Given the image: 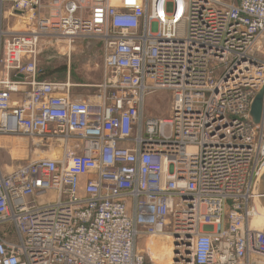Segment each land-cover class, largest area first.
<instances>
[{"label":"built area","instance_id":"obj_1","mask_svg":"<svg viewBox=\"0 0 264 264\" xmlns=\"http://www.w3.org/2000/svg\"><path fill=\"white\" fill-rule=\"evenodd\" d=\"M43 39L101 44L93 95L40 79ZM263 88L264 0H0V136L62 150L0 163V264H258Z\"/></svg>","mask_w":264,"mask_h":264},{"label":"rangeland","instance_id":"obj_2","mask_svg":"<svg viewBox=\"0 0 264 264\" xmlns=\"http://www.w3.org/2000/svg\"><path fill=\"white\" fill-rule=\"evenodd\" d=\"M118 0H115L117 2ZM22 26L16 24L15 30ZM46 39L41 41L39 54V67L43 70L46 80L66 82L72 84L71 91L74 96L87 97L93 95L97 88L96 84L103 80V52L98 41L77 40L72 49L66 44L59 46L48 45ZM71 50V51H69ZM83 85V86H82ZM171 94L160 90L147 97L145 116L164 117L169 114ZM13 140V141H12ZM59 147L50 150H36L33 139H11L0 136V163L6 170L40 156H53ZM10 167V168H9ZM258 201V200H257ZM257 201L252 204L257 206ZM259 211V210H258ZM261 212V211H259ZM250 217L249 224L253 228L264 229V218L260 213ZM256 216V217H255ZM259 216L258 223L257 217ZM262 218V221H261ZM255 226V227H254ZM148 251L158 262L168 263L174 257L173 241L168 236H160L150 240Z\"/></svg>","mask_w":264,"mask_h":264},{"label":"water","instance_id":"obj_3","mask_svg":"<svg viewBox=\"0 0 264 264\" xmlns=\"http://www.w3.org/2000/svg\"><path fill=\"white\" fill-rule=\"evenodd\" d=\"M264 114V88L255 96L251 106V116L254 123L259 124ZM253 194L264 207V171L260 176Z\"/></svg>","mask_w":264,"mask_h":264},{"label":"bare ground","instance_id":"obj_4","mask_svg":"<svg viewBox=\"0 0 264 264\" xmlns=\"http://www.w3.org/2000/svg\"><path fill=\"white\" fill-rule=\"evenodd\" d=\"M112 2L113 3H116L115 2V0H112ZM118 2V1H117ZM31 17V13H29L27 16H26V18L24 19L25 20V22H28L29 21V18ZM18 25H20V26H23V25H21L20 23H17ZM24 27V26H23ZM15 28V27H14ZM22 28V27H21ZM20 28V29H21ZM16 30H19V29H16ZM263 116H264V114H263ZM17 139H20V140H24V138H22V137H16ZM56 152H58L57 154H60L61 152H62V150H57ZM258 199H256V201H257ZM257 204H258V210L259 211H261V212H259L258 210H257V213L259 212L262 216L261 217H263L264 218V207L262 206V204L260 203V201L258 200L257 201ZM256 209H257V206H256ZM256 217V216H255ZM260 218H259V216L257 217V223H258V220H259ZM261 221H262V218H261ZM252 227V226H251ZM255 227V226H254ZM257 227H262V225H259V226H257ZM256 227V228H257ZM253 228V227H252ZM171 238V237H170ZM173 241V240H172ZM174 250V249H173ZM174 261V257L172 258V260L170 261V262H173ZM170 262H168V263H170ZM257 263L258 264H264V259L263 258H261V259H258L257 260Z\"/></svg>","mask_w":264,"mask_h":264},{"label":"trees","instance_id":"obj_5","mask_svg":"<svg viewBox=\"0 0 264 264\" xmlns=\"http://www.w3.org/2000/svg\"><path fill=\"white\" fill-rule=\"evenodd\" d=\"M43 75H45V73H44V71L42 70L41 73H40V76H39V77H40V79H42V80H46V79H45V76H43Z\"/></svg>","mask_w":264,"mask_h":264},{"label":"crops","instance_id":"obj_6","mask_svg":"<svg viewBox=\"0 0 264 264\" xmlns=\"http://www.w3.org/2000/svg\"><path fill=\"white\" fill-rule=\"evenodd\" d=\"M13 139H17V138H13ZM17 140H19V141H21L20 139H17ZM13 141V140H12ZM10 168V167H9Z\"/></svg>","mask_w":264,"mask_h":264}]
</instances>
